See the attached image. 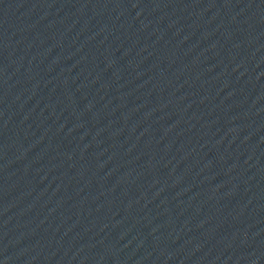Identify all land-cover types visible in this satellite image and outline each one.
<instances>
[{
	"label": "water",
	"instance_id": "1",
	"mask_svg": "<svg viewBox=\"0 0 264 264\" xmlns=\"http://www.w3.org/2000/svg\"><path fill=\"white\" fill-rule=\"evenodd\" d=\"M0 264H264V0H0Z\"/></svg>",
	"mask_w": 264,
	"mask_h": 264
}]
</instances>
